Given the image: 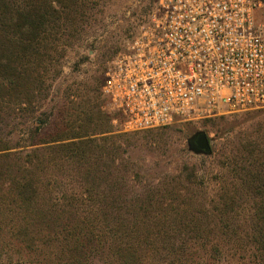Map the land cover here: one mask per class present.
Here are the masks:
<instances>
[{"label": "rangeland", "instance_id": "rangeland-1", "mask_svg": "<svg viewBox=\"0 0 264 264\" xmlns=\"http://www.w3.org/2000/svg\"><path fill=\"white\" fill-rule=\"evenodd\" d=\"M85 1L86 20L75 38L66 42L68 46L48 76L47 89L34 104L38 123L47 120L42 137L70 134L79 127H89L87 131L92 132L104 125L105 134L90 137L104 175L100 182L103 193L122 195L126 206L134 205L139 196L159 200L166 189L177 191L175 201L165 196L164 207L156 201L159 209L141 217L148 230L126 231L128 236L140 240L148 236L154 245L159 244L145 250L146 264H264L256 258L253 246L258 222L255 211L262 198L257 189L264 192V109L156 130L126 131L123 120L105 109L107 102L101 92L105 71L156 12L160 0ZM255 19L264 35V6ZM84 112L90 114L83 116ZM198 132L210 138L211 155L190 151L188 140ZM9 139L14 144L19 140L15 136ZM27 151L12 152L20 158ZM89 166L69 165L53 172L54 179L63 181L58 188L81 190L85 181L80 170L87 172ZM241 177L249 182L240 181ZM226 194L235 198L234 208L222 220L215 213ZM169 205L176 211L165 208ZM115 217L133 219L123 212ZM181 224L185 227H178ZM165 238L171 239L174 249L161 246L159 240ZM185 244L190 248L183 249ZM40 250L32 253L22 248V253L13 254L12 264H55L43 260ZM87 264L106 263L97 255Z\"/></svg>", "mask_w": 264, "mask_h": 264}, {"label": "trees", "instance_id": "trees-1", "mask_svg": "<svg viewBox=\"0 0 264 264\" xmlns=\"http://www.w3.org/2000/svg\"><path fill=\"white\" fill-rule=\"evenodd\" d=\"M85 3L0 0V264H12L13 254L22 253V248L32 253L41 248L43 260L55 264H87L97 255L106 264H146L145 250L159 244L154 245L148 236L142 240L128 236L126 231L148 230L141 217L159 209L154 202L162 208L165 196L173 201L177 196V191L166 189L159 200L144 195L136 197L134 205L125 206L122 195L103 193L100 182L104 175L90 137L105 134L104 125L92 132L87 131L89 127H79L70 134L42 137L47 120L38 123L34 104L47 89L48 76L68 46L66 42L75 38L85 22ZM12 136L19 138L15 144L9 139ZM23 148L29 151L20 158L12 152ZM69 165L79 169L90 165L87 172L80 170L85 182L79 191L59 189L63 181L54 179L53 172ZM240 181L246 183L249 178ZM257 190L262 198L255 211L258 224L253 246L256 258L264 261V192ZM234 200L223 195L215 214L225 219ZM122 212L133 219L117 220L115 216ZM101 222L104 226L98 227ZM159 243L167 249L175 247L168 238ZM26 257H30L28 253Z\"/></svg>", "mask_w": 264, "mask_h": 264}, {"label": "built area", "instance_id": "built-area-1", "mask_svg": "<svg viewBox=\"0 0 264 264\" xmlns=\"http://www.w3.org/2000/svg\"><path fill=\"white\" fill-rule=\"evenodd\" d=\"M264 0H160L108 64L105 109L128 132L264 109Z\"/></svg>", "mask_w": 264, "mask_h": 264}, {"label": "water", "instance_id": "water-1", "mask_svg": "<svg viewBox=\"0 0 264 264\" xmlns=\"http://www.w3.org/2000/svg\"><path fill=\"white\" fill-rule=\"evenodd\" d=\"M190 151L195 154L211 155V140L204 132H198L188 140Z\"/></svg>", "mask_w": 264, "mask_h": 264}]
</instances>
